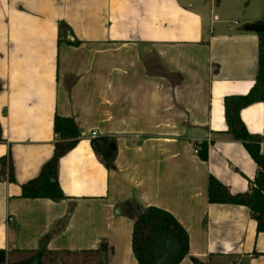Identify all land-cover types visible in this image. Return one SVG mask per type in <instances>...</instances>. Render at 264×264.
Segmentation results:
<instances>
[{
    "label": "crops",
    "instance_id": "1",
    "mask_svg": "<svg viewBox=\"0 0 264 264\" xmlns=\"http://www.w3.org/2000/svg\"><path fill=\"white\" fill-rule=\"evenodd\" d=\"M263 17L264 0H0L7 263L36 252L95 259L89 251L106 245L107 264H138L132 227L155 207L188 235L179 264H264V233L249 209L207 198L209 177L237 195L257 173L226 133L223 99L254 84ZM59 22L69 27L61 43ZM239 115L249 134L264 136V103ZM55 116L80 133L58 162L66 199H22L21 185L53 155ZM103 137L115 151L109 169L91 148ZM201 143L206 161L195 153Z\"/></svg>",
    "mask_w": 264,
    "mask_h": 264
},
{
    "label": "trees",
    "instance_id": "2",
    "mask_svg": "<svg viewBox=\"0 0 264 264\" xmlns=\"http://www.w3.org/2000/svg\"><path fill=\"white\" fill-rule=\"evenodd\" d=\"M264 27V17L259 22ZM59 40L69 27L59 22ZM257 73L252 88L246 95L227 96L223 99L224 117L227 126L226 133L233 141L240 142L250 158L257 166V173L248 192L232 195L226 187L215 178L209 177L207 182V198L210 204L244 206L249 209L251 218L256 223L257 234L264 233V154L260 151V143L264 136H254L247 132L240 119V110L257 103H264V29L257 33ZM78 45V41L67 42ZM53 133L56 138L52 157L44 164L39 175L21 185L22 199H48L60 201L66 199L58 183V162L61 157L74 149L78 144L80 133L75 122L70 118L55 116ZM0 142L2 139L0 138ZM198 157L207 159V144L196 146ZM93 152L100 158L104 167L109 169L115 151L107 138L91 140ZM0 165H5V159H0ZM9 181L13 182L12 170L9 168ZM188 235L178 221L168 212L155 208H146L136 219L132 227V253L138 264H179L188 254ZM94 264H107V247L103 245L96 251ZM44 252H36L28 258L7 263L6 252L0 249V264H43Z\"/></svg>",
    "mask_w": 264,
    "mask_h": 264
},
{
    "label": "rangeland",
    "instance_id": "3",
    "mask_svg": "<svg viewBox=\"0 0 264 264\" xmlns=\"http://www.w3.org/2000/svg\"><path fill=\"white\" fill-rule=\"evenodd\" d=\"M234 20H237L235 18ZM98 258L95 259L87 255L71 254H53L49 253L43 259V264H94Z\"/></svg>",
    "mask_w": 264,
    "mask_h": 264
},
{
    "label": "built area",
    "instance_id": "4",
    "mask_svg": "<svg viewBox=\"0 0 264 264\" xmlns=\"http://www.w3.org/2000/svg\"><path fill=\"white\" fill-rule=\"evenodd\" d=\"M91 136H92V137H96V133H95V132H92V133H91ZM260 151H261L262 154H264V141H262V142L260 143ZM197 152H198V150L195 149V153H196V154H197Z\"/></svg>",
    "mask_w": 264,
    "mask_h": 264
},
{
    "label": "water",
    "instance_id": "5",
    "mask_svg": "<svg viewBox=\"0 0 264 264\" xmlns=\"http://www.w3.org/2000/svg\"><path fill=\"white\" fill-rule=\"evenodd\" d=\"M263 29H264V27L262 25L258 24V26H257V32H260Z\"/></svg>",
    "mask_w": 264,
    "mask_h": 264
}]
</instances>
